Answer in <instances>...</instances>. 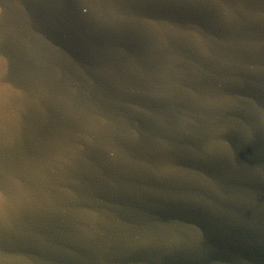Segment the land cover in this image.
Instances as JSON below:
<instances>
[{"label":"water","instance_id":"1","mask_svg":"<svg viewBox=\"0 0 264 264\" xmlns=\"http://www.w3.org/2000/svg\"><path fill=\"white\" fill-rule=\"evenodd\" d=\"M0 264H264V0H0Z\"/></svg>","mask_w":264,"mask_h":264}]
</instances>
